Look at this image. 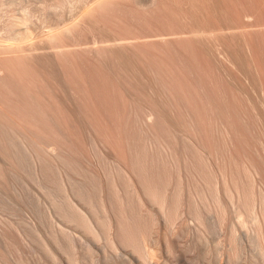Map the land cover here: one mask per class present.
Listing matches in <instances>:
<instances>
[{"label": "bare ground", "instance_id": "1", "mask_svg": "<svg viewBox=\"0 0 264 264\" xmlns=\"http://www.w3.org/2000/svg\"><path fill=\"white\" fill-rule=\"evenodd\" d=\"M129 1L8 0L0 264H201L214 251L264 264L251 23L226 0H161L129 22L130 2L156 0Z\"/></svg>", "mask_w": 264, "mask_h": 264}, {"label": "rangeland", "instance_id": "2", "mask_svg": "<svg viewBox=\"0 0 264 264\" xmlns=\"http://www.w3.org/2000/svg\"><path fill=\"white\" fill-rule=\"evenodd\" d=\"M130 1H133V0H130ZM160 1L161 0H156L157 4L155 3L154 5H152L153 7L152 6H140L138 4H135L134 1L130 2L129 3V22L138 20V18L140 20L143 17L146 18L150 15L155 14L154 6L157 7L158 3H160L161 5L165 4L164 2H160ZM226 3H227V6L230 10L231 21L235 22V24H238L239 22L240 23L241 22L251 23V25L249 27H246V28L253 31L254 33L247 30L246 28L244 30L246 33V39L249 42H251L254 45V47L256 48L257 58L259 61L261 72H262L261 84L264 85V81H263V79H264V28H263L264 27V0H226ZM11 9H13V11H15V6L9 7L8 0H0V23H1L0 24V37H4L6 35V32L1 27V25H2L1 19L4 18L6 13H10L12 11ZM145 9H146V11H145ZM147 13H149V14H147ZM30 24H31V26H30V38L32 37L31 40H33V38L35 39L37 37V35L44 28L35 22H32ZM260 27H261V29H259ZM257 28H258V30H257ZM33 35H34V37H33ZM258 181H260V180H257V185L259 186V187L257 186V190L261 193L262 191H264V185H263L264 183L262 184V183H260L262 181H260V182H258ZM260 184H261V186H260ZM258 201L261 202L260 200H257L255 205H254V211L257 213V215L259 213V210L261 209V204ZM258 203L260 204V206L258 205ZM258 206H259V208H258ZM254 219H256V218H254ZM254 219H251L250 220L251 222L249 221V223L251 225L253 223V225L252 226L248 225L250 229L247 227L246 228L247 230L251 231V230H253V227H255L256 221L254 222ZM79 233L80 232H77V234H79ZM204 235H205L204 236L205 238H203V240L205 242L206 241H208V242L212 241L213 237L210 233H205ZM194 251L195 250L190 248V249H188L187 253L192 254V253H194ZM207 258L209 259V262L206 263L204 261L203 262L204 264H208V263L209 264H217L218 262H219L218 264H224V258L223 257L220 258V255L217 251L210 253ZM203 263H201V264H203Z\"/></svg>", "mask_w": 264, "mask_h": 264}]
</instances>
